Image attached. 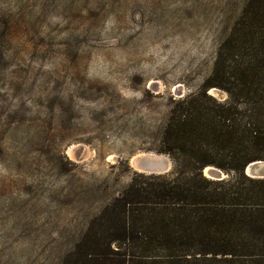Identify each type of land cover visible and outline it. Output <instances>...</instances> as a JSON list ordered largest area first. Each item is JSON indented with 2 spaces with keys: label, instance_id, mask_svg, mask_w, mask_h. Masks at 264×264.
<instances>
[{
  "label": "rangeland",
  "instance_id": "rangeland-1",
  "mask_svg": "<svg viewBox=\"0 0 264 264\" xmlns=\"http://www.w3.org/2000/svg\"><path fill=\"white\" fill-rule=\"evenodd\" d=\"M247 1L0 0V264H66L134 157L174 167L164 123Z\"/></svg>",
  "mask_w": 264,
  "mask_h": 264
},
{
  "label": "trees",
  "instance_id": "trees-1",
  "mask_svg": "<svg viewBox=\"0 0 264 264\" xmlns=\"http://www.w3.org/2000/svg\"><path fill=\"white\" fill-rule=\"evenodd\" d=\"M159 150L170 173H135L66 264H264V178L245 173L264 160V0L247 1L200 93L175 102Z\"/></svg>",
  "mask_w": 264,
  "mask_h": 264
},
{
  "label": "water",
  "instance_id": "water-1",
  "mask_svg": "<svg viewBox=\"0 0 264 264\" xmlns=\"http://www.w3.org/2000/svg\"><path fill=\"white\" fill-rule=\"evenodd\" d=\"M163 154V153H162ZM161 153H145L143 155L136 156L131 161L133 168L144 174L161 175L167 174L172 169V161L168 158L162 159ZM246 175L252 178H264V160H256L249 163L245 169ZM204 174L212 179L223 180L226 178V174L223 170L210 166L208 169H204Z\"/></svg>",
  "mask_w": 264,
  "mask_h": 264
},
{
  "label": "bare ground",
  "instance_id": "bare-ground-1",
  "mask_svg": "<svg viewBox=\"0 0 264 264\" xmlns=\"http://www.w3.org/2000/svg\"><path fill=\"white\" fill-rule=\"evenodd\" d=\"M143 155V154H142ZM162 159H167L168 157L166 155H161ZM135 158V157H134ZM134 158L132 160H134ZM210 166H208L206 169H208ZM215 167V166H214Z\"/></svg>",
  "mask_w": 264,
  "mask_h": 264
}]
</instances>
